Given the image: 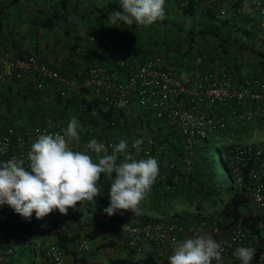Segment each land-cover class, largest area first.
Instances as JSON below:
<instances>
[{
	"label": "built area",
	"instance_id": "obj_1",
	"mask_svg": "<svg viewBox=\"0 0 264 264\" xmlns=\"http://www.w3.org/2000/svg\"><path fill=\"white\" fill-rule=\"evenodd\" d=\"M245 2L254 9L257 25L264 28V0ZM225 10L222 5L218 7L221 15ZM237 12L242 10L238 7ZM76 71L78 75L61 72L37 60L32 54L11 56L6 52L0 53V85L5 87L15 81L18 85L31 86L39 91L43 105L41 116L33 122L19 129L16 123H9L0 129V163L15 157L24 159L27 166V153L39 135L63 134L65 129L56 126V121L42 103L46 98L57 108L63 107L70 119L75 116L73 110L63 106L65 99L70 97L76 99L75 108L82 112L81 98L96 99L99 106L112 116L110 125L115 120L129 118V114L136 110L161 118L183 134V161L186 163L189 161L187 155L190 147L207 134L243 122L256 124L264 121V73L242 74L225 68L221 71L213 68L178 71L158 51L147 54L141 60L117 57L111 63L92 62ZM88 114L96 116V108L91 107ZM78 121L81 125L80 139L69 145L73 151L90 153L86 145L95 138L113 146L122 139L127 140L129 151L134 153L132 141L142 138L144 142L137 158L154 157L159 165V175L154 183H163L166 177L163 169L166 160L164 147L145 127L115 133L110 131V127L102 128L91 122ZM223 158L234 182L240 183L245 179L249 210L264 214V142L230 140ZM112 178H115V173ZM111 183L112 180L101 173L97 186L102 193L91 202L101 200L104 203L110 199L108 189ZM10 210L9 205L0 204V231L7 228L3 215ZM90 216L99 235L104 233L105 228L117 230L131 259L148 250L160 261L172 254L173 240L181 242L198 234H207L221 244L222 259L234 254L237 247H249L252 240L248 229L236 223L223 225L224 218L217 214L201 215L188 227L174 220H144L137 214L119 218L99 210ZM64 221L58 219V225L62 226ZM10 222L15 223L16 219ZM3 238L0 234L1 244L4 243ZM20 239V236H16L11 244L0 249V262ZM70 248L86 253L91 250V243L81 235L70 243ZM42 254L48 264H80L71 261L68 254L53 241L44 244ZM262 257L264 249L259 254V259Z\"/></svg>",
	"mask_w": 264,
	"mask_h": 264
},
{
	"label": "trees",
	"instance_id": "obj_2",
	"mask_svg": "<svg viewBox=\"0 0 264 264\" xmlns=\"http://www.w3.org/2000/svg\"><path fill=\"white\" fill-rule=\"evenodd\" d=\"M199 1L176 0L178 9L176 11L188 17L187 21L189 22L187 24L189 26H185L186 24L178 22L175 18L162 20L165 25L167 22L169 23L168 27L173 34L183 32L184 35L181 41L173 44L162 40L163 51L167 52L169 49H175L182 56L187 55L190 59L203 53L207 59L218 58L221 54L226 60H231L229 63L225 60L223 62L224 67L236 71L242 67L241 57L246 54L247 57H256L262 62L261 64L257 63L258 65L255 64V66H258L257 73L263 74L264 28H260L256 20L236 18L232 14H228L226 10L224 14H219L218 7L221 6L217 5L219 0L210 1L204 8L200 7ZM55 18V16H45L40 19L39 24L48 26ZM207 38L213 40L209 42ZM182 44H185V47ZM238 58L241 61H235ZM88 64H85L82 68L84 69ZM73 73L77 74V71L74 70ZM7 91L2 99L4 114L0 115V117L2 116L0 126L9 123L18 125L17 119L23 124H28L41 116L43 105L41 104L39 91L31 86H27L23 92L17 91L15 95L9 89ZM80 101L83 103V112L75 108L77 101L73 97L67 98L63 102L64 107H70L73 110L76 119L94 123L102 128L110 127V131L115 133L123 129L129 131L136 127H145L153 133L157 142L163 145V151L166 155L163 169L166 172V177L160 185L154 183L146 199L140 203V214L138 215L141 219L174 220L188 227L196 218L204 215L207 211L210 215L217 214L224 218L223 225L236 223L251 232L250 247L255 248V254L250 264L257 262V264H264V257L259 259V254L264 249V234L261 230L264 227L262 226L264 214L249 210L245 179L240 183L234 182L233 177H230L225 160L224 170L221 168L219 164L220 156L215 150L219 139L218 134L221 130L211 132L193 144L187 155L189 161L186 163L183 161L185 154L183 148L184 136L168 122L143 110H136L134 113L129 114V118L115 120L114 124L110 125L109 120L112 116L107 110H103L99 106L96 99L81 98ZM53 105L48 106L47 109L56 121V126L66 130L69 121H67V116L64 113L65 110L63 107L57 108L56 104ZM91 107L96 108V116L88 114ZM247 125L264 127V121H258L256 124L243 122L226 129ZM214 143L216 144L214 145ZM225 174L229 175L230 180L226 186H223V175ZM102 203L101 200L77 202L74 209H68L67 215H63L58 209H54L56 212L52 215L50 223L39 228H37L39 223L35 212L31 217L24 218L11 208L9 213L3 215L4 224L7 228L0 231V234L4 237V243H0V249L6 247L7 244H11L16 236H20L21 239L5 254L4 260L0 264H27V259L28 264H48L42 254L43 246L48 241L55 242L64 252L73 257L75 250L70 248V243L81 236V228L84 223L94 224L89 219L82 220L78 216L91 214L99 210L103 211L105 207L100 206ZM127 211L118 210L117 212L125 215ZM60 218L65 220L62 226L58 225V219ZM13 219H16L15 223L10 222ZM33 234L36 235V238L29 242V238ZM180 235L178 236L180 237ZM28 243L30 245L27 246L28 251L25 252V246ZM95 246L113 247L117 244L111 237H107L100 243H96ZM165 259L159 261L153 252L147 250L140 257L134 259L129 256H122L111 258L110 261L113 264H167ZM223 264H241V261L233 254Z\"/></svg>",
	"mask_w": 264,
	"mask_h": 264
},
{
	"label": "clouds",
	"instance_id": "obj_3",
	"mask_svg": "<svg viewBox=\"0 0 264 264\" xmlns=\"http://www.w3.org/2000/svg\"><path fill=\"white\" fill-rule=\"evenodd\" d=\"M165 0H121V10L108 17L110 26H150L165 19ZM81 125L73 117L63 134H41L31 144L24 159L11 158L0 163V204L9 205L16 213L29 218L35 212L37 219L58 209L67 215L77 202L93 201L102 193L97 186L100 174L112 180L108 194L109 205L103 209L108 216L118 210L140 214V203L146 199L157 176L158 161L154 157H137L142 138L134 139L129 151L127 140L116 145L91 139L85 151H73L72 141H79ZM122 157V159H121ZM119 161V162H118ZM115 173V178L112 174ZM123 214V213H121ZM173 252L169 264H222L223 248L207 234L189 237L181 242L172 241ZM255 254L253 247H237L241 264H250Z\"/></svg>",
	"mask_w": 264,
	"mask_h": 264
},
{
	"label": "crops",
	"instance_id": "obj_4",
	"mask_svg": "<svg viewBox=\"0 0 264 264\" xmlns=\"http://www.w3.org/2000/svg\"><path fill=\"white\" fill-rule=\"evenodd\" d=\"M210 1L212 0H200V7H206ZM217 5L225 7L227 13L236 18L256 20L254 9L247 5L245 0H219ZM238 7L242 12H237ZM176 9V0H165L166 19L174 18ZM119 10H121V0H0V53L6 52L11 56L32 54L37 60L67 73L82 69L85 64L92 62L111 63L117 57H135L141 60L150 52L145 48L133 47V37L129 36V31L127 33L122 28L117 29L123 24L122 22L118 26L109 25L108 17L112 12ZM45 16H55L56 18L50 25L42 26L39 22ZM168 26L167 22L165 27L169 28ZM185 26L188 27L189 24ZM241 27L243 28V26ZM175 34L180 35V41L183 39V32ZM182 45L185 47V44ZM193 49L195 50V47ZM161 53H163L165 61L175 66L178 71L204 68H213L217 71L227 69L223 63L226 59L221 54L218 58L207 59L203 53L190 59L187 55L182 56L175 49H169L167 52L161 51ZM242 57L247 58L246 54H243ZM239 60L238 58L235 61ZM230 61L226 60L227 63ZM237 71L242 74L248 73L244 71L243 67L238 68ZM26 88L27 86L18 85L15 81L5 87L0 85V115L4 114L2 99L8 92L7 89L15 95L17 91L23 92ZM17 122L18 129L26 125L19 119ZM1 127L3 128L4 125ZM105 203L100 206L106 208ZM131 214L130 211H127L125 215L116 212L112 216L123 218ZM90 215L87 214V219L92 222ZM163 220L169 221L168 219ZM262 224L264 226V222ZM110 231L117 234V230ZM111 235L104 238L111 237L114 240V235ZM88 240L90 243L93 242L91 250L86 253L75 251L73 257L67 253L71 261L80 264H101V262L108 264L106 259L110 261L111 258L128 256L129 250L126 247L125 252L118 253L117 248L115 251L113 249L111 251L107 249L108 247H96L95 244L98 242L92 237ZM230 255L233 254L222 259V264ZM168 257L165 259L167 264H169ZM212 264H217V262L213 261Z\"/></svg>",
	"mask_w": 264,
	"mask_h": 264
},
{
	"label": "rangeland",
	"instance_id": "obj_5",
	"mask_svg": "<svg viewBox=\"0 0 264 264\" xmlns=\"http://www.w3.org/2000/svg\"><path fill=\"white\" fill-rule=\"evenodd\" d=\"M174 18L179 22H183L184 24H187L189 21L188 17L183 16L182 14H180L178 11L175 12L174 14ZM121 26V27H120ZM119 27H117V29H124L127 33L129 31V36L133 37V47L134 48H146V51L151 52H161L163 51V44H161L162 40H165L166 42H169L170 44L175 43L176 41H180L181 37L180 35H176L175 33L173 34V32H171V29L169 28H165V22L164 21H156L154 22L152 25L150 26H142V25H126V24H121ZM208 39V38H207ZM206 39V40H207ZM211 40H213L212 38H209L208 41L211 42ZM246 53V52H245ZM261 64L262 62L259 61V59L252 58L251 56H248L247 58L242 57V67L244 68L245 72L248 73H257L258 71V66H255V64ZM257 64V65H258ZM254 65V66H253ZM43 104L46 105V107L53 105V102L50 99H45L42 101ZM70 118H67V121H70ZM218 142L217 144L214 143V145L216 144V153L220 156L219 157V164L221 165V168L224 170V150L226 148L227 142L229 140H234V141H238V142H264V127H256V126H252V125H247V126H241L239 128H232V129H223L221 130V132L218 134ZM215 147V146H214ZM230 177H232L230 175ZM230 177L228 174L223 175V186H226V184H228ZM105 204L106 206L109 205L110 203V199L105 200ZM56 211H52L51 213H49L47 216L38 219V225L37 228H39L42 225H47L50 223V221L52 220V215L55 213ZM78 215V212L76 213ZM80 217V219L84 220L87 219V214H83L78 216ZM92 226V227H91ZM36 228V226H35ZM111 229H107L105 228V231L102 235H99L97 230L95 229L94 225H90V223H84L82 228H81V233L82 235H84L86 238H94L95 241H97L98 243H100L102 241V239H104V237L106 236H112L111 234H113L114 236V241L117 243L116 247H108V250L113 249V251H115V248H117L118 253L121 252H125V246L123 244L124 240L123 237L120 236L117 232V234H114V232L110 231ZM262 233L264 234V227L261 228ZM89 232V233H88ZM92 232V234H90ZM88 233V234H86ZM36 238V235L33 234L31 235V237L29 238V242H31V240H34ZM93 243V242H91ZM30 245V243L26 244L25 246V252L28 251L26 248L27 246ZM93 245V244H92ZM91 245V246H92ZM92 248V247H91ZM111 253V252H109ZM140 255L142 254H137L136 257H140ZM129 256V255H128ZM27 264H28V259H27ZM106 262L109 264L111 263V261H108L106 259Z\"/></svg>",
	"mask_w": 264,
	"mask_h": 264
}]
</instances>
